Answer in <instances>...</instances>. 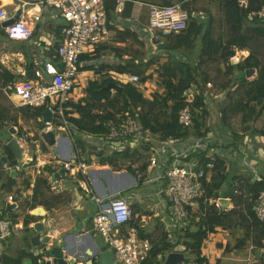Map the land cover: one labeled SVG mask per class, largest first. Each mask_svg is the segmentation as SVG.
Instances as JSON below:
<instances>
[{"label": "trees", "instance_id": "obj_1", "mask_svg": "<svg viewBox=\"0 0 264 264\" xmlns=\"http://www.w3.org/2000/svg\"><path fill=\"white\" fill-rule=\"evenodd\" d=\"M246 1L247 7L244 8L239 4V0H219L222 12L219 26L216 25L214 14L210 9H206L207 16L210 18L209 23H202L197 27V21L194 20L189 23L186 30L166 36L164 39L168 42V49L164 50L165 53L160 57L155 53L153 56L148 55L146 51L140 52L139 50L130 54L127 50L128 41L132 40L145 47V40L149 41L148 35L144 36L145 40H143L138 30L127 23L132 16L134 0L126 1L120 17L115 13L116 0H104L109 18V29L113 32V42L100 43L93 51L84 52L81 55V60L86 61V64L80 66L79 69L92 70L97 77L88 81L84 95L79 100L67 103L71 109L65 113L74 127L73 135L76 142L81 146L86 143L82 137L85 132H106L104 124L106 120L115 117L116 113L129 110L137 116L136 118L144 128L160 134L161 139L206 137L210 131V124L212 123L215 127L219 121L229 129L232 135L228 145L236 146L243 130L247 126L252 127L251 125L262 116L264 111V62L262 60L264 56L251 47L254 41L264 43V20L257 16L249 18L251 12H258L263 8L264 0ZM176 2H181L185 8L191 10L200 9L192 7L189 4L190 0H159L158 4L172 5ZM117 23L122 25L121 29L117 28ZM61 27L55 29L58 39L61 38ZM0 32L5 35L1 28ZM170 50L175 52H170ZM241 50H248L249 53L234 63L232 58L237 51ZM172 53H174L173 56ZM147 55L150 57L145 58ZM163 58L166 60L157 61ZM247 68L256 70L255 78L246 77ZM114 73L136 74L141 83L154 80L156 89L147 95L138 84L118 81L114 78ZM16 77L0 62V88H4L11 94L12 90L7 88V85ZM207 82H212L215 93L207 92ZM109 83L118 84L122 90L114 92L113 88L107 87ZM190 89L193 90V102L191 103L193 123L182 127L177 124V111L183 104L186 92ZM214 94L224 97H220L217 101ZM44 109L45 106L20 105V110L11 114L9 107L1 105L0 123L4 126L10 124L16 127L18 133L21 134L26 130L23 129L19 120H37L34 137L40 138V132L44 129L41 120V113ZM251 129L252 133L264 134L261 128L258 130L252 127ZM144 144L143 148L133 151L127 149L125 152L107 156H103L100 152L99 155L102 156L103 163L113 164L116 169L122 168L127 161L140 164L138 171L142 173L140 178L142 182L146 176L150 150L155 148L156 142ZM2 146L3 143L0 142V149ZM3 147L8 155V161L13 162L11 149L7 145ZM42 147L45 151H49L44 142H42ZM199 156L205 173L211 172L212 174L211 181L207 185L208 192L211 196L231 197L233 207L228 210H219L208 202L201 203V210L197 214L198 219L191 218L181 232H176L175 243L168 242L166 231L162 230L159 235L147 232L152 241V249L143 264L159 263L161 260L159 255L178 244L184 246L183 252L191 257L190 264H208L207 258L202 253L203 243L208 235L215 232L218 227L232 233L236 230L244 232L234 244L229 242L225 248L226 253L243 251L249 245L257 250L264 245V221L257 217L253 209L256 196L264 190V175H262V181H253V176L233 175L232 184H228L229 174L226 160L222 156H208L205 152H201ZM208 162H213L212 168L206 167ZM46 169L51 172V169ZM125 169L136 174L131 166ZM235 180L243 181L246 189L254 192L251 198L233 192ZM0 182H2L4 196L12 192L20 193L18 175L6 172L2 166ZM23 185L28 188L29 181L24 180ZM69 201V196L65 192L51 190V181L48 176H43V173L39 174L32 196L25 197L23 203L25 210L22 216L26 225L24 233H28L31 230L28 225L39 218L27 212V209L40 205L46 209H52ZM132 211L133 219L130 225L137 226L141 218L140 209L132 205ZM6 214L8 211L4 204V207L0 208V215ZM9 215L16 218L17 214L9 213ZM159 225L162 226L160 221ZM144 230L141 228V233ZM26 239L29 242V236H26ZM30 257L33 264H37V258L26 250H22L17 258L4 252L0 256V262L21 264L24 258ZM259 262L263 264L262 256Z\"/></svg>", "mask_w": 264, "mask_h": 264}, {"label": "built area", "instance_id": "obj_2", "mask_svg": "<svg viewBox=\"0 0 264 264\" xmlns=\"http://www.w3.org/2000/svg\"><path fill=\"white\" fill-rule=\"evenodd\" d=\"M39 11L32 14L33 20L37 23L42 19V10H56L62 18L61 38L57 41L55 52L43 58L37 52H33L32 75L26 78H15L7 88L12 90L11 95L17 97L20 105H29L33 107L45 106L51 114L52 119L44 121L43 130H52L56 136L55 147L58 153H55L54 147L49 146L44 141L43 137L35 138L32 132L16 133L12 136L16 137L21 146L24 148L23 158L19 162L13 155V163L8 161V155L5 153L4 145L0 151H3L1 156H6L5 163L0 162L6 172L14 173L21 178L20 193H7L6 202L10 204L11 211L6 215H0V240H5L11 235H20L24 232L26 225L23 220L22 213L24 212L25 197H31L36 178L39 174L45 173L46 168L51 169L50 178L55 177V174L61 169L65 171L64 178L73 179L82 193L92 200L96 205V210L92 216L93 228L101 236L103 242L109 246L114 252L115 264H143L149 257L152 249V241L144 230L141 233V228H144L146 216H140L138 225H130L133 219L131 200L134 196H124L120 192L112 194L104 201L103 197L94 192V178L91 171L94 170L87 160V148L76 142L73 135L74 127L67 119L65 111L71 108L67 106L70 101H77L83 95L86 87H82V72L79 67L86 64V61L81 60V55L84 52H91L96 45L104 42H112L113 32L109 29V18L107 15L104 0H35ZM127 0H116L115 13L120 17L125 8ZM239 4L244 8L247 7L246 0H239ZM28 12L26 3L18 4L15 11ZM206 17L205 10H191L185 8L181 2H176L172 5H162L151 3L148 5V21L145 26L146 35L150 41L154 53L162 56L164 50L156 48L155 38L164 41L165 37L172 34L180 33L186 30L191 21H197V27L202 22L198 17ZM255 16L264 20V6L258 12H251L249 18ZM24 15H15L9 12L5 7L0 6V25L2 26L8 38L14 40H30L35 36V26H29L24 18ZM12 23L4 26L5 22ZM87 48V51L85 49ZM238 51L235 55L237 60ZM114 78L120 82H132L138 84L140 88L149 95L155 90L150 88L149 81L141 83L139 76L133 73H114ZM83 82V81H82ZM151 83V82H150ZM87 86V85H86ZM207 92L213 93L212 82H207ZM80 89V91H79ZM81 93L80 97L78 96ZM216 97L218 95H215ZM193 102V90L186 92L183 104L177 111V124L182 127L190 126L193 123V110L191 103ZM44 109V110H45ZM129 110L116 113L115 117L109 118L104 122L106 132L104 133H88L85 132L82 136L98 137L102 142L94 145L98 150L109 155L113 153L125 152L127 149L131 151L141 149L145 146L144 143L156 142L155 148L150 150L148 157L149 166L152 168L151 176H147L145 181H155L156 189L151 191L148 196L154 202L152 211L154 217L159 218L163 225V231L168 233V238L175 239L177 233L181 232L188 224L191 218H196L201 210V203H210L219 210H228L233 207L231 197L211 196L208 192L207 185L211 181V172L205 173V168L201 165L199 154L205 152L206 155H213L209 150V133L206 137H199L195 144L187 149H181L182 144L188 138L170 137L161 139L160 134L153 133L150 129L144 128L143 125ZM217 127L223 129L224 138L221 143H225L227 157L231 158L236 154V148L233 145H228V141L232 138L229 129L221 122H217ZM55 128L61 132L57 134ZM205 138V139H204ZM264 139V138H262ZM67 140V141H65ZM231 141V140H230ZM44 142L49 151H45L42 147ZM246 148L252 147L253 141L251 138L245 139ZM237 146H240L237 144ZM243 147V146H242ZM92 157V164L95 159ZM223 157V156H222ZM227 159L226 157H224ZM242 158V157H241ZM27 165L24 166V163ZM131 166L136 171V180L140 183L142 173L138 171L137 163L128 161L125 168ZM207 168L213 167V162L206 164ZM253 176V181H262V176L257 174L256 168H250ZM21 174V176L19 175ZM20 176V177H19ZM29 181V187L23 185L24 180ZM52 191H57L56 186H51ZM235 194H244L251 198L253 191L246 189V184L243 181L234 182ZM139 197H143L140 195ZM227 199L228 204L224 205L222 199ZM80 206V205H79ZM42 206H36L26 211L30 214L43 218L47 228L46 235L49 237L48 246L61 234L60 222L52 217H48V213L38 210ZM253 209L257 217L264 221V190L260 191L255 198ZM9 213H15L16 218H13ZM149 217V216H148ZM151 218V216L149 217ZM162 218V220H160ZM63 219V217H61ZM166 219V220H165ZM37 221H32L28 226L34 228ZM220 228V227H218ZM217 228V229H218ZM213 233V232H211ZM208 235L203 243L202 253L207 258L208 264H217L219 256L214 257L213 252L209 247ZM173 242V241H172ZM175 243V242H173ZM185 247L181 244L177 245L175 250L184 251ZM250 257L254 260L256 254L253 246H250ZM45 248L32 249V255L37 258V263L44 260ZM254 250V251H253ZM260 251V256L264 258V245L257 249ZM223 253L225 249H222ZM39 252V253H38ZM65 259L70 260L71 256L64 250ZM248 257V259H250ZM221 258V257H220ZM75 260L69 264H80L81 261L74 256ZM78 260V261H77ZM192 261V259H191ZM21 264H25L22 262Z\"/></svg>", "mask_w": 264, "mask_h": 264}, {"label": "crops", "instance_id": "obj_3", "mask_svg": "<svg viewBox=\"0 0 264 264\" xmlns=\"http://www.w3.org/2000/svg\"><path fill=\"white\" fill-rule=\"evenodd\" d=\"M35 2H36L35 0H0V6L5 7L9 12L15 13V15L17 16L24 15L25 16L24 18L29 24V26H35L36 22L33 20L32 14L34 12L39 11V8L37 7V4ZM23 3H26V9L28 12H21V10L16 12L15 11L16 6L18 4H23ZM148 5L149 3H146L143 0H134L132 16L127 21L128 24H131L137 30H139L138 33H140L142 36H146L145 34H143V32H141V29L142 31L145 32V26L148 21V12H147L148 10L146 6ZM40 9L42 10V19L35 26V33H34L35 36L32 39L26 41L14 40L8 38L6 34L3 35L0 32V62L13 74H15L17 78L26 76L25 75L26 72L29 73V76L32 75V67H30V65L32 66L33 64L32 63L33 52H37L39 56L41 55L45 59L51 56L56 50V46L58 42L57 40L59 37L55 29L56 27L61 26L62 18L59 16V13L56 10H48L46 8H40ZM200 10H205V9L201 7ZM210 11L213 13L212 8H210ZM205 12H207V10H205ZM116 26L117 28L120 29L122 28L121 24L117 23ZM0 28L3 29L1 25ZM245 53L246 54L244 55V57L247 56L249 52L246 51ZM238 55H240V52L238 53ZM91 72L93 73L92 70H86L82 72V75L86 76L87 73H91ZM96 76L97 75L95 74L94 77ZM255 76L256 73L252 77H250V79L255 78ZM83 83H86V81H84ZM82 87L83 88L86 87V84H83ZM80 95L81 93L78 96L80 97ZM220 97L223 98L224 96L222 95L217 96L216 100L218 101ZM13 98L17 99V97L15 96H13ZM251 126L253 128H257L258 130L260 128L264 130V111L262 113V116ZM215 127L216 129H213L208 136L209 137L208 143L209 145L212 144L210 145L209 150L214 156H223V158L224 157L228 158L226 155L227 153L226 149H229L231 146L225 147V143H221L223 142L221 141V139L224 138L223 129L219 128L220 126L217 127L216 124ZM252 127L247 126L243 130V134L237 141V144H239L240 146L233 145L236 148V154L232 156L230 159L231 161L237 162L239 164V167L235 168V172H234L235 176L236 175L239 176L245 175L249 177L252 176L250 169L252 166L256 168L257 174L262 176L260 172L261 170L264 169V139H262L264 138V134L252 133L251 132ZM82 137L86 141V143L82 146L84 149L87 148V152H86L87 160L92 165L91 167L94 169L91 171V174L94 178V188H95L94 192L99 194L101 197H103L104 201H107L108 196L112 194H117L118 192H120V194L124 196H134L135 198L131 200V203L132 205H136L137 208L139 207L141 214L140 216L147 217L145 219V222H143L145 224L144 229L146 232L151 233V231L156 229V227L154 226L155 228H151L150 231H149V227L152 221L154 220V218L157 217H154V215H152L153 211L151 208L153 204H151L150 207L149 206L145 207L146 202H150V203L152 202V199L151 197L148 196V194L156 189L155 181H145L147 176H151L152 168L149 166V163L145 171L146 174L145 178H143L142 182L137 183L139 181L136 180L135 172H131L125 168L116 169V167H114L113 164L111 165L109 163L102 162V156H100L99 153L101 152L103 156H107L109 154L98 150L97 147L94 146L100 144L102 142V139L99 140L98 137H90L89 135ZM247 138L252 139L253 141L252 147L246 148L245 139ZM197 139L199 138L189 137L182 144L181 149L187 150L191 148L195 144V142H197ZM90 155L93 156V158L95 159V162L93 161L94 164H92V160H91L92 157H90ZM228 164L230 163H228L226 160L227 169L229 168ZM137 165L140 166V164L138 163ZM43 176L49 177L51 181V186H56L57 191L65 192L69 196L70 201L68 203L54 207L52 209H46V207L40 205L44 208V211L46 210V212L48 213V217H52L56 221L60 222L59 227L61 228L60 230L61 234L58 236V239L62 238L65 241L66 250L68 249L75 250L76 253H79L81 255L83 254V251L84 253H89L91 251V247H95L96 249H98V247L101 246L102 250L110 249L109 246H107L103 242L101 236L93 228L92 216L96 210L95 203L82 193L81 189L78 187L76 182L73 179L67 177L64 178V180L62 181L59 178H54V177L50 178V174L48 170H46L45 173H43ZM18 182L19 184H21V178L20 179L18 178ZM140 195H143V197H139ZM2 201H3L2 206L4 207L5 204V207H7L8 203L6 202V196L2 198ZM2 206L0 205V208ZM39 210L41 213H43V210L41 208H39ZM148 216L149 217L151 216V218H149ZM61 217H63V219H61ZM77 217L80 218V222L83 224L82 232H77L75 230V223ZM42 219L43 218H38L36 221L38 222ZM31 230H33V232L26 233V236H29L30 244H31V237L37 233L35 228H31ZM219 231L224 232V235L216 239L215 244L218 247L225 249L228 245L229 233H226L228 231L222 228H218L213 233ZM23 234L24 232L20 235L22 236ZM20 235H15V236H20ZM7 239L0 240V256L4 252H6L10 254L11 257L17 258L20 252L24 249L22 247H19L21 248V250H19L18 248L17 249L18 252H17L15 248L16 245L12 241H9ZM249 248L250 245L243 251H235L237 253L235 260L239 261V263L237 264H260L259 259L261 256L257 257L256 255V258L254 260L252 257H250ZM244 251L246 252V256L243 257L241 256L240 253H243ZM14 253H16V256H13ZM30 253H32V247L30 248ZM232 253L234 252L232 251L226 253L224 251V254L222 255L221 258L219 257L217 259L216 263L224 264L223 263L224 259L226 257H229V256L225 257L224 255L232 254ZM70 256L72 258L73 256L76 255L71 254ZM248 257H250V259H248ZM22 262H24L25 264H33L32 259L29 258H24ZM0 264L2 263L0 262Z\"/></svg>", "mask_w": 264, "mask_h": 264}, {"label": "rangeland", "instance_id": "obj_4", "mask_svg": "<svg viewBox=\"0 0 264 264\" xmlns=\"http://www.w3.org/2000/svg\"><path fill=\"white\" fill-rule=\"evenodd\" d=\"M143 1H145L146 3H149V4L156 3V2L158 4V2H159V0H143ZM189 4L192 7H194V8H199V7L201 8V7H203L205 10L207 8L208 9L212 8L213 14H214V17H215V20H216V25L219 26V20L222 17V12L220 10V2H219V0H197V1L196 0H192V1H190ZM146 7H147V10H148V6H146ZM141 32H143V34L146 35V32L142 31V29H141ZM141 38L143 40H145L144 36H141ZM112 42H113V40H112ZM262 42L263 41H254V42L251 43V47L253 49H256L259 52H261L263 54V56H264V43H262ZM145 44H146V47H145V45L142 46V45H140V44H138V43H136V42H134V41L131 40V41H128L127 42V45H128V47H127L128 49L127 50L130 52V54H134V53H136V51L139 50L140 52L141 51H144V52L146 51V53H148V55H153L154 56V52L155 51L152 48V46L149 45L150 42L147 41V40H145ZM85 51H87V48L85 49ZM243 51H247L248 52V50L238 51V52H240V55H238V57L240 59H243L244 58V55L246 54ZM170 52H175V51L170 50ZM173 54L174 53H172V56H173ZM148 55L145 58L150 57ZM174 56H176V55H174ZM153 60H155V59H153ZM165 60L166 59L163 58V60L161 59V60H157V61L158 62H161V61H165ZM262 60L264 62V58ZM94 76H95V72L94 71H93V73L92 72L91 73H87L86 76L85 75H82V81L83 82L86 81V83H83L81 81V84H86L87 85L88 81L92 77L93 78H96L97 77V76L96 77H94ZM153 81L154 80H150L149 81V84L150 85H153V86H150V88H152L154 90V88L156 89V85L154 84ZM212 89H213V87H212ZM79 91H80V89H79ZM113 91L116 92V89H113ZM213 93H215V90H213ZM1 105H4V106L9 107L10 110H11V114H14L15 112H17V110L18 111L20 110L19 101L17 99L13 98V95L9 94L4 88L3 89L0 88V106ZM19 115H20V113H19ZM20 118H21V116H20ZM19 122H20V124H21V126L23 127L24 130L29 131V132H33L35 134L36 129H37V122H38L37 120H34V119L23 120V119H21V120H19ZM210 126L211 127H210V131L209 132H212L213 129H216V127H214V125L212 123L210 124ZM11 129H12V126L10 124L9 125H6L4 127H0V142L1 143L5 144V143H7L12 138ZM61 134H62V132H61ZM226 160H227L228 163H230V164H228L229 168L227 169V172L229 174V180L227 182H228V184H230V183L232 184V180L231 179H232V177L234 175L235 168H238L239 167V164L237 162L231 161L230 158H227ZM13 162L10 161L11 164ZM122 168H125V166H123ZM120 169H121V167H120ZM260 173L262 175H264V169L261 170ZM1 186H2V182H0V205L2 206L3 205L2 198H4V193H3V190H2V187ZM125 194H126V192H125ZM151 204H154V202L153 201L151 203L150 202H146L145 207L146 206H149L150 207ZM158 220H159V218H154V220L152 221V223H151V225L149 227V231L151 230V228H155L156 227V229H154V230L152 229L153 231H151V232H153L154 235H159L160 234L159 232H161L164 229L163 228V225L162 226L159 225ZM160 220H162V218H160ZM229 227H231V225H229ZM30 232H33V230L29 231V233ZM226 233H229V235H228V239H229L228 240V244H229V242L234 244L235 243V240L238 237H242L243 234H244V232L241 231V230H236L233 233L232 232H226ZM222 235H224V232H222V231H219V232H216V233H211V235H210L211 238L209 239V247H210L211 251L214 252L213 253L215 255V256L213 255L214 257H216V254L219 257H222V255L224 254L223 251H222V248L218 247L215 244V242H216L215 240L218 239V238H220ZM171 238H173V237H171ZM171 238H170V240H168V242L170 244L173 243V242H175V239H171ZM7 240L12 241L16 245V247H15L16 250L19 247H22L24 250L30 252V248L33 246L32 244H29L28 240L26 239V233H24L22 236L21 235L20 236L11 235V236L8 237ZM176 248H177V246H173L172 247V249H174L173 251H175ZM172 249L166 250L164 252V256L167 257L168 254H170L171 252H173ZM19 250H21V248H19ZM17 252H18V250H17ZM184 254H185L186 257H189L188 254H186V253H184ZM240 254L243 257L246 256V252L245 251L243 253H240ZM13 256H16V253H14ZM224 256L225 257L226 256H229V257H226L224 259V261H223L224 264H237V263H239V261H236L235 260L236 259L235 257L237 256V253L236 252H234L232 254H227V255H224ZM29 259H32V258L30 257ZM164 263H165V259H162L161 258V260L157 264H164Z\"/></svg>", "mask_w": 264, "mask_h": 264}, {"label": "water", "instance_id": "obj_5", "mask_svg": "<svg viewBox=\"0 0 264 264\" xmlns=\"http://www.w3.org/2000/svg\"><path fill=\"white\" fill-rule=\"evenodd\" d=\"M198 19L202 23H206V24L209 23V21H210V18L208 16H206V17H200L199 16ZM10 23H12V21L5 22L3 25L6 26ZM155 43H156V48L158 50L168 49V42H166L165 40L160 41L159 38H155ZM232 61L234 63H236L238 60L234 56L232 58ZM255 73H256V70L253 68H247L245 70V75L247 78L252 77ZM25 75H26V78L29 77L28 72H26ZM107 87L113 88L116 90H122V87L116 83H109L107 85ZM41 116H42L43 122L49 121L52 119V114L47 108L41 113ZM0 127H4V125L2 123H0ZM11 132H12V135L14 133H16V128L12 127ZM41 136L43 137L46 144L49 146H53L55 153H58V149L55 147L56 136H55L54 132L50 129L42 130ZM6 145L11 149L15 158L19 162H21V160L23 158L24 148L21 146V144L19 143L17 138L12 136V138L6 143ZM2 153H3V151H0V155ZM6 161H7V157L5 155L1 156L0 162L5 163ZM25 165H27V162L24 163V166ZM14 173L15 172H13L12 174H14ZM55 177L56 178L65 177V171L63 169H61L60 172L55 174ZM222 200H223L224 205L228 204L227 199L224 198ZM11 207L12 206L10 204H8L6 208L8 211H11ZM40 208L44 211L43 207H40ZM34 228L37 231V233L31 237V244L33 245L32 249H35L36 247L37 248H40V247L45 248V250L43 251L44 252L43 256L46 257L44 260H42L41 262H39L37 264H69L70 262L73 263L75 261L73 259L74 256L72 258H70L69 261H67L65 259L64 250H66V243L62 238H60L58 240L56 239L51 246L47 247L48 243H49V237L46 235L47 228H46L45 223L43 221L36 222L34 225ZM75 230L77 232H82V230H83V224L80 222L79 217L76 218ZM66 251H69L68 252L69 255L75 254L77 256V258L81 261L80 264H115L113 250L112 249L102 250L101 246H99L98 249H96L95 247H91V251L89 253H84V251H83V254H81V255L79 253H76L75 250H69L68 249ZM255 254L257 255V257H259L260 251L256 250ZM160 258L165 259L164 264H190V262H191V257L190 256L186 257L184 252L179 251V250H175V251L171 252L170 254H168L167 257H165L164 252H162L160 254Z\"/></svg>", "mask_w": 264, "mask_h": 264}, {"label": "bare ground", "instance_id": "obj_6", "mask_svg": "<svg viewBox=\"0 0 264 264\" xmlns=\"http://www.w3.org/2000/svg\"><path fill=\"white\" fill-rule=\"evenodd\" d=\"M243 52H246V51H243ZM55 131H56V133L58 132L57 134H60V132H61L58 128H55ZM38 211L40 212V210H38Z\"/></svg>", "mask_w": 264, "mask_h": 264}]
</instances>
